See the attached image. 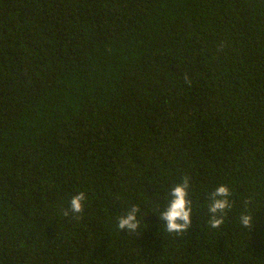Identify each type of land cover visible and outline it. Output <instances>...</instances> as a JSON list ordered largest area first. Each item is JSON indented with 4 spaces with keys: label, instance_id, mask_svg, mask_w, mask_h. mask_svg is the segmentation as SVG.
<instances>
[{
    "label": "trees",
    "instance_id": "1",
    "mask_svg": "<svg viewBox=\"0 0 264 264\" xmlns=\"http://www.w3.org/2000/svg\"><path fill=\"white\" fill-rule=\"evenodd\" d=\"M0 264H264V0H0Z\"/></svg>",
    "mask_w": 264,
    "mask_h": 264
},
{
    "label": "clouds",
    "instance_id": "2",
    "mask_svg": "<svg viewBox=\"0 0 264 264\" xmlns=\"http://www.w3.org/2000/svg\"><path fill=\"white\" fill-rule=\"evenodd\" d=\"M189 177H183L181 183L175 184L170 192V199L167 200L163 211L159 212V219L164 223L165 230L172 234L181 235L187 232L191 227L192 200L189 198L190 193ZM233 193L227 185H218L208 196L207 211L209 213L208 226L211 229H220L225 223L228 213L231 211L233 204L231 197ZM85 193L79 192L72 196L70 200V211L74 214L83 212V201H85ZM141 211L137 205L132 206L125 215L118 218L117 227L121 231L134 233L140 227L138 220V213ZM68 215V210L64 212ZM254 213L249 211L247 202L245 204V211L239 216L240 225L252 230L254 224Z\"/></svg>",
    "mask_w": 264,
    "mask_h": 264
}]
</instances>
